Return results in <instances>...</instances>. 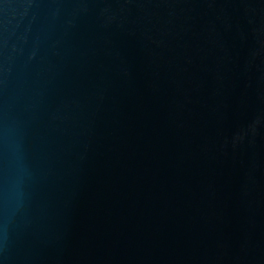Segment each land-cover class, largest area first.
Wrapping results in <instances>:
<instances>
[{
  "label": "water",
  "instance_id": "water-1",
  "mask_svg": "<svg viewBox=\"0 0 264 264\" xmlns=\"http://www.w3.org/2000/svg\"><path fill=\"white\" fill-rule=\"evenodd\" d=\"M0 264H264V0H0Z\"/></svg>",
  "mask_w": 264,
  "mask_h": 264
}]
</instances>
